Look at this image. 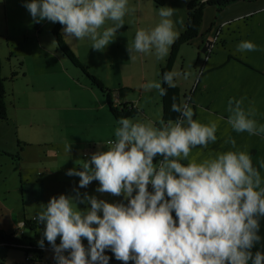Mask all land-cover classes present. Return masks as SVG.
I'll use <instances>...</instances> for the list:
<instances>
[{"label":"clouds","instance_id":"1","mask_svg":"<svg viewBox=\"0 0 264 264\" xmlns=\"http://www.w3.org/2000/svg\"><path fill=\"white\" fill-rule=\"evenodd\" d=\"M129 2L25 0L23 7L35 22H58L69 39H87L91 49L102 51L124 25ZM175 12L167 6L157 9L158 23L135 32L129 54L166 57L179 38L177 25L183 24L174 19ZM109 21L111 25L105 27ZM236 50L251 52L258 46L241 40ZM188 76L166 71L141 87L155 89L163 97L179 78ZM172 99L175 119L157 123L121 117L108 150L93 153L80 165L82 170L66 172L79 177V188L98 181L96 192L123 196L126 203H109L78 191L76 196L50 198L35 219L44 225L38 247L43 249L48 242L54 264H109L106 251L124 264H264V237L259 234L264 218V160L254 165L250 152L237 148L231 136L224 141L231 149L199 162L190 159L193 149L204 150L217 142L223 118L202 123L194 119L196 113L186 99L179 104L176 97ZM243 103V98L228 100L226 123L236 133L264 135V124L254 118L256 109ZM70 147L65 145V151L70 153ZM77 202L86 207L78 209Z\"/></svg>","mask_w":264,"mask_h":264},{"label":"rangeland","instance_id":"2","mask_svg":"<svg viewBox=\"0 0 264 264\" xmlns=\"http://www.w3.org/2000/svg\"><path fill=\"white\" fill-rule=\"evenodd\" d=\"M24 3L25 0L0 2L1 77L5 79L8 116L7 122H0V142L3 140L4 144L7 139L10 142L7 149L12 150L10 146L14 147L16 156L19 159L24 158L26 166L30 169L40 162L37 158L41 154L34 155L39 153L40 147L58 150L63 165L69 163L66 160L81 163L90 159L97 151H107L106 141L114 139V131L119 125L111 116L101 91L57 48L52 30L59 23L47 20L35 22L23 7ZM163 3L162 0H130V11L124 17V25L117 30L115 40L102 51L91 49V41L87 39H69L63 33V26L59 29L64 43L80 66L88 75L99 80L104 88L111 90L116 110L130 103L138 111L133 118L135 120H151L157 123L161 121V97L155 89L141 87L142 84L160 79L159 66L166 67L169 64L173 67L172 70L189 73L188 79L181 77L176 83L180 89L179 99L182 101L187 100L186 95L193 91L198 73L207 60L205 55L199 52L197 58L194 49L189 48L193 47L191 44L179 46L176 60L172 63L167 61L172 46L163 59H157L153 53L129 54L128 46L132 45L135 32L140 28L150 29L158 23L157 9L166 6ZM186 4L187 2H184L183 7H186ZM226 9L214 13L221 16L226 13ZM258 17H264V13ZM252 20L257 18L244 20L247 23L242 27V37L239 33H231L234 27H225L222 31L217 49L222 51L221 60L230 56L231 64L230 68L223 67L226 70L221 68L210 78V90L214 89V83L218 85L214 89L217 100L212 103V98H206L207 102L203 103L201 96L196 94L195 103L191 104L196 113L194 119H199L202 123L217 117L223 118L218 125L217 142L209 145L207 149L195 148L190 152L189 158H194L197 162L212 158L217 152L231 149V144L224 143L229 136L235 139L237 148L250 152L254 165L258 167V161L264 160V135L236 133L226 123L229 116L228 100L243 98V107H254V118L258 124H264V20L253 23ZM111 23L106 22L105 27ZM248 30L251 34L245 33ZM222 40L225 41L224 48L219 47ZM241 40H251L258 46V50L238 52L236 46ZM211 43L213 44V41ZM210 96H213L212 91ZM69 143L70 153L65 151V145ZM3 152H0V180L7 183V190L11 183L18 185L20 171L15 169L18 161L13 162L9 153L5 150ZM153 162L155 163L156 159ZM55 171L58 174V165ZM261 174L264 176V170H261ZM23 177L26 178V174ZM60 177L72 178L66 175L65 171L60 172ZM98 185V181L91 182L86 188L76 186L72 191L66 189L64 194L76 196L78 191L83 196L86 192L109 203L124 202L123 196L96 192ZM7 195L9 204L12 197L17 196L16 191L12 189ZM77 207L83 210L86 205L77 202ZM26 234L43 238L38 231L26 230Z\"/></svg>","mask_w":264,"mask_h":264},{"label":"crops","instance_id":"3","mask_svg":"<svg viewBox=\"0 0 264 264\" xmlns=\"http://www.w3.org/2000/svg\"><path fill=\"white\" fill-rule=\"evenodd\" d=\"M162 1L164 2L163 4H165L167 7L176 9L174 19H181L183 21L182 25H177L179 32H182L186 23V14H187L186 11L187 9L185 6L183 7V3L184 2L188 3L191 0H162ZM225 8H227L226 9L227 11L226 13H224V15L221 16L215 15L214 8L212 7L205 8L199 36L190 43L193 47H189V48L194 49V52L197 53V58H199V54H198L199 52L201 54H204L207 59L206 61H204V65L201 69V72L199 71L198 73L197 83L195 87H193V91H191V93L187 97V101L192 105H194L195 103L194 97L196 94H198L199 97L201 96L200 100L203 103L206 101V98H212L213 101L212 103H214V101L217 100L216 96H214V92H215L214 89L217 88L218 85L214 83V89L210 90L209 89L211 82L210 78H213L215 73L219 69L222 68L221 70H226V68H230L229 65L231 64L230 56H226L224 60H221L222 51L217 49V45L220 38L222 37V31L224 30V28L227 27L228 29L229 27H234L233 28L234 31H232L231 33L232 34L239 33V36L242 37V30H244L242 27L246 26L247 23L244 22V20L246 19L251 20L253 17L257 18V20L255 21L252 20V23L256 21L261 22L264 20V17L261 18L258 17L259 14L264 13V0L237 1L227 5ZM245 33L251 34V31L248 30ZM210 41L211 42L213 41V44ZM206 42H209L210 44L209 48L208 50H205V52H201ZM224 42L225 41L222 40V45H220L219 47L224 48ZM210 56L212 58H210ZM161 68L163 67L159 66V71ZM172 68H170V71H172ZM178 90L180 95L179 87ZM211 91L213 96H210ZM179 102L181 101L179 100ZM161 111H162V107H161ZM162 116H163V111L161 114V118ZM107 142L108 141H106V146H107ZM0 143H1L0 152H3V150H5L6 153H9L8 155H10L13 158L12 159L13 162L18 161L16 163L17 167L15 169H19L20 171V178H19L20 182L18 183V185H13L11 183L10 184L11 187L7 190L5 188V185L7 183H5V181L3 180H0V230H4L8 233L16 232V231L21 233L22 231L24 235H30V234H26V230L21 227L23 223L21 224L20 222L21 221L24 222L25 220H31L35 218L38 213L43 211L42 206L47 205L50 198L54 196L58 197L60 194H64V191L66 189L67 191L75 190V187L78 186L79 177L72 176V178L70 179L69 178L66 179L64 177L61 178L60 172L65 171L66 173L69 169H73V168H76L77 170H82L80 165L83 163V161H81V163L76 164L73 161L66 160L69 163L63 165L61 163L62 161L59 159L58 150L53 151L52 149L54 148L52 147H40L39 153L34 154L35 156L41 154L40 157L37 158L38 160H40V162H38V164L33 165V168L30 169L28 165L26 166V162H24V158L19 159L18 156H16L17 152H15L14 147L10 146L12 150L7 149L8 144L10 143L8 142L7 139L5 140L4 144H3V140ZM68 145L71 144L69 143ZM13 152L14 154H10ZM85 157L86 155L83 156V158ZM57 165H58V174L56 171L54 172V170L57 168ZM22 174L23 175L26 174V178H24ZM94 182L97 181H93L92 183ZM64 184L67 186H65ZM97 187H99V185ZM11 189L16 191L17 196L12 197V202L11 204H9L8 203L9 196L7 194L8 191H11ZM124 202L126 203V201ZM39 233L43 235V232H39ZM34 237L36 238L37 241L42 239L37 236ZM82 242L83 244H87L86 240H83ZM53 262H54L53 251L44 250L41 255L40 262L36 264H53ZM0 264H29V262L25 263L24 255L22 251L9 250L0 247ZM109 264H118V262H111Z\"/></svg>","mask_w":264,"mask_h":264},{"label":"trees","instance_id":"4","mask_svg":"<svg viewBox=\"0 0 264 264\" xmlns=\"http://www.w3.org/2000/svg\"><path fill=\"white\" fill-rule=\"evenodd\" d=\"M155 2H158V0H154ZM237 1H243V0H204V2H201L200 0H191L186 5V23L185 26L180 32L179 38L175 41V43L172 45V51L170 54V57L167 61L169 63L173 60H175L176 52L179 48V46L183 44H190L195 38L199 36L201 23L203 20V15L205 8L212 7L216 12H221L227 5L237 2ZM252 1V0H250ZM62 25L57 24L54 26L52 30V36L56 42L57 48L60 50V52L65 56L69 61L77 68H80L83 73L88 77L90 82L94 84L100 91L102 96L105 98V102L108 106V109L111 113V116L114 118V120L117 122L121 117H129L134 118L138 111L130 104L126 103L122 106H120L119 110H116L114 103L111 98V90H108L104 88L103 84L95 79L94 77L88 75L86 71L80 66L79 62L77 61L76 57L73 55L69 47L64 43L59 29ZM170 65L168 64L166 67H163L160 69V78L162 77L163 73L166 71H170ZM5 79L1 77V60H0V122H6L7 121V104H6V90L4 87ZM166 87V86H165ZM189 95H186L188 97ZM173 97H176V103L179 104V90L177 87L174 88H168L167 89V95L161 97V105H162V111L163 116L161 120L167 121L169 119H175L178 115L177 113H174L171 111V105L173 103ZM185 97V96H184ZM174 216V213H173ZM175 219V216H174ZM22 228L25 230H28L29 232H43L44 227L36 223L34 220H25L23 222ZM262 237H264V218L260 221V233ZM37 240L35 237H32L30 235H24L21 231L20 232H6L4 230H0V247H3L5 249L9 250H20L23 252L24 257L30 255L29 264L33 263H39L41 260V255L44 250L51 249V246L48 244L47 241H45V246L43 249L38 247ZM56 243H59V237L57 238ZM261 244H264V239H262ZM87 245V244H85ZM259 247V246H257ZM257 250L256 247L252 249L253 252ZM264 250V249H261ZM109 257V263L111 262H118L120 264H124L122 261H118L114 258V255L109 251V253H106ZM25 261V263H28ZM128 263H131L128 262Z\"/></svg>","mask_w":264,"mask_h":264},{"label":"built area","instance_id":"5","mask_svg":"<svg viewBox=\"0 0 264 264\" xmlns=\"http://www.w3.org/2000/svg\"><path fill=\"white\" fill-rule=\"evenodd\" d=\"M32 220H34L36 223H38V221L35 219V218H33ZM39 225H41V226H43L44 227V225H43V223H38ZM22 227V226H21ZM59 242H60V238H59ZM59 244V243H58ZM85 245V244H84ZM85 246H87V245H85ZM52 250V249H51ZM106 253H109V251H106ZM105 253V254H106ZM65 254H67V253H65ZM107 255V254H106ZM30 255H28V256H25L24 257V260L26 261V262H28L29 261V259H30ZM53 264H54V262H53Z\"/></svg>","mask_w":264,"mask_h":264},{"label":"water","instance_id":"6","mask_svg":"<svg viewBox=\"0 0 264 264\" xmlns=\"http://www.w3.org/2000/svg\"><path fill=\"white\" fill-rule=\"evenodd\" d=\"M209 42H206L205 46L202 48L201 52H205L209 48Z\"/></svg>","mask_w":264,"mask_h":264}]
</instances>
